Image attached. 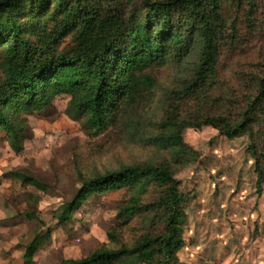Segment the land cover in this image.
Returning <instances> with one entry per match:
<instances>
[{"label": "rangeland", "instance_id": "1", "mask_svg": "<svg viewBox=\"0 0 264 264\" xmlns=\"http://www.w3.org/2000/svg\"><path fill=\"white\" fill-rule=\"evenodd\" d=\"M222 5L227 25L218 83L201 106L182 108L181 96L199 65L198 47L150 69L146 93L97 136L69 113L66 95L44 111L18 115L20 153L0 127V264H81L98 251L135 248L159 235L167 213L164 189L155 183L99 189L74 205L87 181L143 165L167 167L179 183L180 241L169 264H264V185L259 189L250 136L229 139L213 127H193L216 113L238 119L255 81L264 78V0ZM170 117L190 124L182 132L187 150L158 145ZM134 198L139 209L130 214ZM37 236L43 243L29 255ZM141 255L132 262L168 264L159 246Z\"/></svg>", "mask_w": 264, "mask_h": 264}, {"label": "trees", "instance_id": "2", "mask_svg": "<svg viewBox=\"0 0 264 264\" xmlns=\"http://www.w3.org/2000/svg\"><path fill=\"white\" fill-rule=\"evenodd\" d=\"M223 1L144 0L139 6L136 0H1L0 127L7 132L12 149L20 153L24 148L18 115L44 111L63 95L70 97L69 113L83 120L85 133L99 135L153 84L150 69L164 66L171 56L181 59L198 47L199 65L181 96L182 108L190 102L201 106L218 83L220 44L227 25ZM254 89L238 119L216 113L202 117L193 127L210 126L229 139L249 135L261 189L264 78L255 81ZM220 101L213 100L217 105ZM189 125L167 118L162 136L156 138L158 145L187 150L182 132ZM147 183L164 189L160 200L167 213L163 231L135 248L98 251L81 264H136L143 252L156 246L166 263L177 259L180 230L174 217L179 211V183L167 167L133 166L89 180L74 205L78 208L99 189ZM132 202L135 205L127 208L130 214L139 209L137 199ZM42 243L37 236L28 254Z\"/></svg>", "mask_w": 264, "mask_h": 264}]
</instances>
